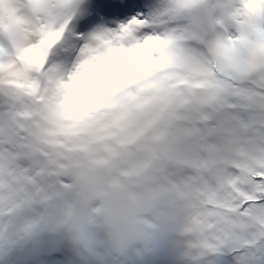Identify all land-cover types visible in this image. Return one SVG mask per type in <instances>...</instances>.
Instances as JSON below:
<instances>
[{
  "label": "snow or ice",
  "instance_id": "snow-or-ice-1",
  "mask_svg": "<svg viewBox=\"0 0 264 264\" xmlns=\"http://www.w3.org/2000/svg\"><path fill=\"white\" fill-rule=\"evenodd\" d=\"M0 264H264V0H0Z\"/></svg>",
  "mask_w": 264,
  "mask_h": 264
}]
</instances>
